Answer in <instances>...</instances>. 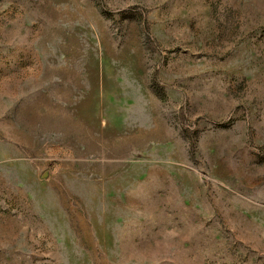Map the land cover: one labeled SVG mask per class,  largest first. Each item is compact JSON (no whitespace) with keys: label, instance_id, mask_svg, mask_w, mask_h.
Returning a JSON list of instances; mask_svg holds the SVG:
<instances>
[{"label":"rangeland","instance_id":"rangeland-1","mask_svg":"<svg viewBox=\"0 0 264 264\" xmlns=\"http://www.w3.org/2000/svg\"><path fill=\"white\" fill-rule=\"evenodd\" d=\"M0 264H264V0H0Z\"/></svg>","mask_w":264,"mask_h":264}]
</instances>
